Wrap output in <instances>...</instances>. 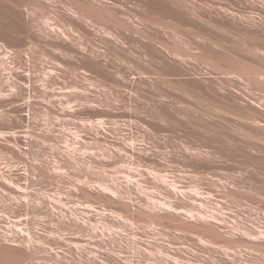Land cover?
<instances>
[{"label": "rangeland", "instance_id": "374dc122", "mask_svg": "<svg viewBox=\"0 0 264 264\" xmlns=\"http://www.w3.org/2000/svg\"><path fill=\"white\" fill-rule=\"evenodd\" d=\"M0 264H264V0H0Z\"/></svg>", "mask_w": 264, "mask_h": 264}, {"label": "bare ground", "instance_id": "6f19581e", "mask_svg": "<svg viewBox=\"0 0 264 264\" xmlns=\"http://www.w3.org/2000/svg\"><path fill=\"white\" fill-rule=\"evenodd\" d=\"M78 16V15H77ZM80 18V17H79ZM72 157V156H71ZM74 158V157H73ZM72 159V158H71ZM75 160V159H74ZM74 162V161H73ZM76 162V161H75ZM20 239V238H19ZM21 240V239H20Z\"/></svg>", "mask_w": 264, "mask_h": 264}]
</instances>
